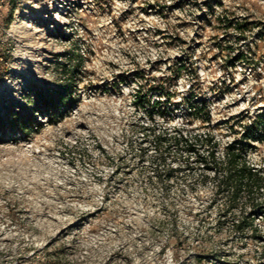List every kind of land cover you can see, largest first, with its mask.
<instances>
[{"label": "rangeland", "instance_id": "374dc122", "mask_svg": "<svg viewBox=\"0 0 264 264\" xmlns=\"http://www.w3.org/2000/svg\"><path fill=\"white\" fill-rule=\"evenodd\" d=\"M162 82L151 117L134 94ZM66 88L73 111L0 133V264H264V212L177 141L212 134L222 161L264 108V0H0V118ZM243 153L264 176V141Z\"/></svg>", "mask_w": 264, "mask_h": 264}, {"label": "trees", "instance_id": "16d2710c", "mask_svg": "<svg viewBox=\"0 0 264 264\" xmlns=\"http://www.w3.org/2000/svg\"><path fill=\"white\" fill-rule=\"evenodd\" d=\"M155 6H152V8ZM222 20V18H221ZM231 20L226 24L227 27L230 26ZM243 27L242 24L238 25ZM230 58L227 59L228 67L235 65L237 61L244 59V54L241 50H229ZM171 68V66H170ZM6 69V68H4ZM172 69V68H171ZM186 69V66L183 63L177 64L174 69V77L178 79L183 71ZM231 79H234L233 77ZM155 87V86H154ZM155 91L159 95L158 100H153L149 95L141 94V90H137L135 95V104L143 106L147 112L153 117L155 111H157L161 116H165L166 107L161 106L163 101L171 102L175 94L170 87H166V84L162 82L159 86H156ZM70 90L64 89L62 95L59 98L55 97H46L45 102L48 107H38V108H29L24 106L22 112L18 113L15 122L11 123L12 127L9 126L6 120L0 118V133H3L5 130L11 131L14 134L21 133L27 134V130L33 128L32 124L36 122V113L40 112L49 116L52 120L55 116H61L63 111H67L72 107L75 101L69 99ZM190 96H182L183 100L190 102ZM70 103V104H69ZM23 104L18 106V109L21 108ZM190 108L197 115H202V120L204 123L211 121V114L209 111H205L206 106H199L196 103L189 104ZM151 109V110H149ZM204 111V115H203ZM248 122H244L241 125L240 130H235L238 133V137H234L233 140L226 146V149L223 153V160L219 161L217 158V141L215 140L212 134H206L205 137H197L195 141H190L184 134H181L177 141H184L188 144V147L197 155V159L204 166L211 164V168L214 170V173L217 180V193L218 194H228L230 195V203L235 201L236 196L242 190H245L250 193L249 195V211L245 214L248 217H254L259 214H263L264 205L259 200V195L264 194V176L257 170V168L250 165L244 154L246 148H254L256 142L264 141V108L252 116H247ZM234 125H232V128ZM165 137L163 135H155L156 144L161 143ZM208 146L207 154H202L199 152V148L202 146ZM221 174V177L219 178ZM232 198V199H231ZM238 227H242L244 224L243 221H239Z\"/></svg>", "mask_w": 264, "mask_h": 264}, {"label": "built area", "instance_id": "2783aa9c", "mask_svg": "<svg viewBox=\"0 0 264 264\" xmlns=\"http://www.w3.org/2000/svg\"><path fill=\"white\" fill-rule=\"evenodd\" d=\"M220 3H221V2H220ZM216 6H218V4H217ZM232 25H236L235 22H232V21H231V23H230V27H231ZM238 25H239V24H238ZM238 25H236V26H238ZM240 39H242V38H240ZM136 93H137V90H136V92H135V94H134V103H135V95H136ZM76 105H77V103H76V104H73L71 108H69L67 111H65V112H63V113L65 114V113H69V112L73 111V109H74L73 107L76 106ZM50 121H51V119L49 118L48 115L43 114V113H40V112H37V113H36V122H35L32 126L34 127V129L37 130L39 125H41L42 123L47 124V123L50 122ZM13 134H14V133H13ZM14 135H15V136H21V135L25 136L26 134L16 133V134H14ZM230 142H231V141H230ZM256 143H257V142H256Z\"/></svg>", "mask_w": 264, "mask_h": 264}]
</instances>
